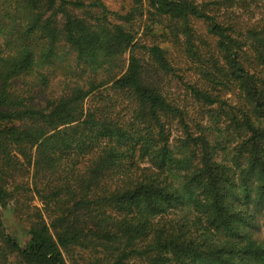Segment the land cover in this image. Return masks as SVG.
Listing matches in <instances>:
<instances>
[{
	"label": "trees",
	"instance_id": "obj_1",
	"mask_svg": "<svg viewBox=\"0 0 264 264\" xmlns=\"http://www.w3.org/2000/svg\"><path fill=\"white\" fill-rule=\"evenodd\" d=\"M0 209V264H264V0H0Z\"/></svg>",
	"mask_w": 264,
	"mask_h": 264
},
{
	"label": "rangeland",
	"instance_id": "obj_2",
	"mask_svg": "<svg viewBox=\"0 0 264 264\" xmlns=\"http://www.w3.org/2000/svg\"><path fill=\"white\" fill-rule=\"evenodd\" d=\"M111 9H118L120 5L122 4V0H103ZM170 88L173 90V93H179L176 85L174 83L170 84ZM0 215L3 218V221H5L7 230L19 238L21 243H24L25 236L23 233V230L14 219L12 213L10 210H1L0 209Z\"/></svg>",
	"mask_w": 264,
	"mask_h": 264
}]
</instances>
